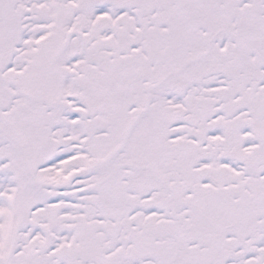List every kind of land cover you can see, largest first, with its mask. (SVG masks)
Wrapping results in <instances>:
<instances>
[{
  "label": "snow or ice",
  "instance_id": "6c2138e0",
  "mask_svg": "<svg viewBox=\"0 0 264 264\" xmlns=\"http://www.w3.org/2000/svg\"><path fill=\"white\" fill-rule=\"evenodd\" d=\"M0 264H264V0H0Z\"/></svg>",
  "mask_w": 264,
  "mask_h": 264
}]
</instances>
